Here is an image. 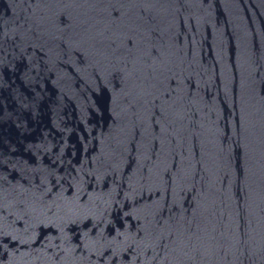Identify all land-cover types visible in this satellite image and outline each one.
I'll use <instances>...</instances> for the list:
<instances>
[{"label":"water","instance_id":"obj_1","mask_svg":"<svg viewBox=\"0 0 264 264\" xmlns=\"http://www.w3.org/2000/svg\"><path fill=\"white\" fill-rule=\"evenodd\" d=\"M0 264H264V0H0Z\"/></svg>","mask_w":264,"mask_h":264}]
</instances>
